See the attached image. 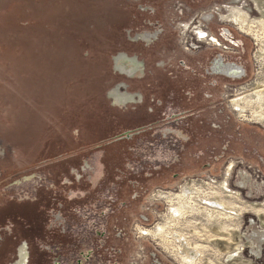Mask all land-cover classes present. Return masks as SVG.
<instances>
[{
    "label": "rangeland",
    "instance_id": "1",
    "mask_svg": "<svg viewBox=\"0 0 264 264\" xmlns=\"http://www.w3.org/2000/svg\"><path fill=\"white\" fill-rule=\"evenodd\" d=\"M255 2L0 0V264L23 240L26 264H264Z\"/></svg>",
    "mask_w": 264,
    "mask_h": 264
},
{
    "label": "flooded vegetation",
    "instance_id": "2",
    "mask_svg": "<svg viewBox=\"0 0 264 264\" xmlns=\"http://www.w3.org/2000/svg\"><path fill=\"white\" fill-rule=\"evenodd\" d=\"M260 1V0H259ZM258 0H256L255 3H257ZM257 5V4H256ZM228 13H226L225 16V20L229 21L231 23H234L237 25L238 29L241 30L242 32L244 31L243 28V22L245 20L244 15L241 13L239 15H233L232 12V8L230 6H227V10ZM233 18L235 19V22L233 21ZM198 32L202 33V30L199 29ZM147 34L146 33H139L136 35V37L134 38L135 41L141 40L144 41V39H146ZM124 60H130L131 64H129V68L126 69V64H124ZM114 66L115 69H120L122 70L123 68H125L126 72L129 75H132L133 73L136 72V70H141L143 68V66L139 63L138 60H135V58H130L128 57L126 54H124L123 52H119L116 56H114ZM217 62H213L212 63V68L217 69L219 72H223V73H228V71L230 70L231 65H227L225 66V68H223L221 65L220 67L216 68ZM233 73V72H232ZM231 74V73H230ZM127 86V84L125 82H119L117 83L115 86H113L112 88L109 89V91L107 92V96L114 101L115 104L119 103V104H128V103H138L140 101H142V95L139 92H129L127 89H125ZM212 205H216L219 206L221 208V206L226 207L227 205L224 204V202L222 201H214L211 202ZM26 245L25 241L23 240L21 242V244L18 246L17 248V258H13V260L11 261V264H26V258H21L22 252H23V247ZM25 252H23L24 254Z\"/></svg>",
    "mask_w": 264,
    "mask_h": 264
},
{
    "label": "bare ground",
    "instance_id": "3",
    "mask_svg": "<svg viewBox=\"0 0 264 264\" xmlns=\"http://www.w3.org/2000/svg\"><path fill=\"white\" fill-rule=\"evenodd\" d=\"M259 1V0H258ZM260 2H261V0H260ZM262 5H264V3H262ZM227 4H221L220 6H219V8H217V9H213V10H209V11H207L208 13L209 12H211V13H213L214 14V16H219V15H221L222 16V14H225L224 16H222L221 17V19L224 21L225 20V16H226V10H227ZM223 8H225V10L223 9ZM221 10H222V12H221ZM207 12H205V13H207ZM226 21V20H225ZM233 21L235 22V19L233 18ZM236 23V22H235ZM232 24H234V23H232ZM234 25H236V24H234ZM236 27H237V25H236ZM238 28V27H237ZM197 33H200V32H198L197 31ZM201 34H203V32L201 33ZM208 40H209V38H207ZM210 40H215L214 38H210ZM263 50H264V48H263ZM114 59V58H113ZM213 62H217V67L216 68H218V67H220V65L223 67V68H225V66H227V65H231V67H233V68H230V70L228 71V73L227 74H230V73H232V72H239V69H240V66L239 65H237L236 63H234V62H231V61H224L223 59H221L220 57H218V56H216L213 60H211V66H212V63ZM223 73V72H222ZM261 99H263V98H261ZM264 115V114H263ZM263 118V117H262ZM229 193V192H228ZM230 211V210H229ZM222 214V213H221ZM225 214V213H224ZM224 217V216H223ZM233 217V216H232ZM223 219V218H222ZM225 219V218H224ZM233 220V219H232ZM229 221V220H228ZM239 232V231H238ZM239 234V233H238ZM253 236V235H252ZM245 239V238H244ZM241 240V239H240ZM253 244V243H252ZM184 247V246H183ZM197 247V246H196ZM186 248V247H185ZM184 249V248H183ZM193 249H195V248H193ZM234 250V249H233ZM232 250V251H233ZM185 253V252H184ZM188 255V254H187ZM191 261V260H190Z\"/></svg>",
    "mask_w": 264,
    "mask_h": 264
},
{
    "label": "crops",
    "instance_id": "4",
    "mask_svg": "<svg viewBox=\"0 0 264 264\" xmlns=\"http://www.w3.org/2000/svg\"><path fill=\"white\" fill-rule=\"evenodd\" d=\"M9 250V249H8ZM3 252V253H2ZM2 252H0V257H8V252L7 254L5 253V250H2ZM23 252H25L23 254ZM23 252H22V255H21V258H26L27 256V251L25 250V246L23 247ZM14 258H17L18 255L15 253V255H13Z\"/></svg>",
    "mask_w": 264,
    "mask_h": 264
},
{
    "label": "water",
    "instance_id": "5",
    "mask_svg": "<svg viewBox=\"0 0 264 264\" xmlns=\"http://www.w3.org/2000/svg\"><path fill=\"white\" fill-rule=\"evenodd\" d=\"M129 131H130V130H129ZM126 132H128V131L122 132V133L116 135V137H117V138H121V137H123V135L126 134Z\"/></svg>",
    "mask_w": 264,
    "mask_h": 264
}]
</instances>
